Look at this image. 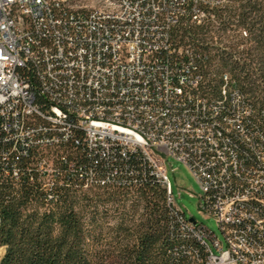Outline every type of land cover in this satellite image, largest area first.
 <instances>
[{
	"label": "built area",
	"instance_id": "1",
	"mask_svg": "<svg viewBox=\"0 0 264 264\" xmlns=\"http://www.w3.org/2000/svg\"><path fill=\"white\" fill-rule=\"evenodd\" d=\"M226 1L126 0L120 14L104 15L102 0H0V178L18 182L36 169L85 189L134 191L144 185L136 171H97L71 147L95 161L138 153L183 230L207 237L211 264H264V106L227 69L212 88L208 54L182 41L196 26L220 31ZM225 147L234 148L230 161ZM167 157L195 176L217 233L177 204ZM231 158L237 179H228Z\"/></svg>",
	"mask_w": 264,
	"mask_h": 264
},
{
	"label": "trees",
	"instance_id": "2",
	"mask_svg": "<svg viewBox=\"0 0 264 264\" xmlns=\"http://www.w3.org/2000/svg\"><path fill=\"white\" fill-rule=\"evenodd\" d=\"M236 3L234 11L225 6L217 12V18L224 22L222 13L231 11L234 15L229 16H237L244 30L248 28L247 35H241L242 48H211L216 36L213 27L208 31L197 26L185 29L182 41L188 37L198 50L208 54L203 63L207 70L210 66L220 72L229 70L254 103L264 106V0H236ZM71 149L72 157L97 171L114 166L127 173L136 171L144 179V185L138 189L140 196L148 211L156 212L155 216L151 214L146 222L132 228L126 227L122 218L111 231L98 233L97 203L131 191L105 185L91 187L103 190L89 194L70 175L57 173L49 178L36 169L26 171L18 182L0 178V264L183 263L191 259L187 252L190 246H198L205 257L203 247L183 230L180 219L161 206L166 204L165 189L152 176L142 155L118 154L109 161H95L80 156L79 146ZM98 245L103 250L96 252Z\"/></svg>",
	"mask_w": 264,
	"mask_h": 264
},
{
	"label": "rangeland",
	"instance_id": "3",
	"mask_svg": "<svg viewBox=\"0 0 264 264\" xmlns=\"http://www.w3.org/2000/svg\"><path fill=\"white\" fill-rule=\"evenodd\" d=\"M226 2V6L229 7V10L232 9L234 11L237 5L236 0H227ZM230 12L231 11H224L222 13L225 16L224 22H221V30L215 33L217 37L210 43L211 48L220 49L226 46L227 48H230V46L242 48L244 46L240 44V41L241 35L246 36L244 33L245 27L239 24L237 16L230 17V14L234 15V12ZM208 73H211L212 88L217 90L220 71H218L215 66H210L208 67ZM214 74L216 76H214ZM167 170L177 204L183 208L188 216H194L197 221L204 223L217 233L218 228L215 219L211 216H207L199 208L198 204L201 187L188 166L173 157H167ZM102 190V188H89L86 191L89 194H93L95 192H101ZM162 205L166 208L165 203H162L161 206ZM151 207L149 206V208ZM96 209H98V233L101 230L104 232H107V230L111 231L122 218H124L126 222V227L132 228L133 225L146 222L152 214V209L148 211L147 203L140 196L138 189L125 195L116 194L109 201H99ZM155 213L152 214V217L155 216ZM162 222L163 220H161V223ZM100 250H103V246L101 247L98 245L96 252Z\"/></svg>",
	"mask_w": 264,
	"mask_h": 264
},
{
	"label": "bare ground",
	"instance_id": "4",
	"mask_svg": "<svg viewBox=\"0 0 264 264\" xmlns=\"http://www.w3.org/2000/svg\"><path fill=\"white\" fill-rule=\"evenodd\" d=\"M94 0H76V2L89 3ZM104 4H101V12L104 15H118L122 12V7H126V0H118V3H114L112 0H102ZM257 144L260 147H264V137H257ZM234 156L233 147H225L223 151V161H230V157ZM238 177V158H231L230 171H228V179H237ZM262 171H253V180H261ZM234 226H242V219H234ZM189 235L194 238L199 246L206 247L207 237L203 233L198 231H189ZM186 246V245H185ZM188 250H191V259L193 261H201V264H211V255H205L200 253L197 246H190Z\"/></svg>",
	"mask_w": 264,
	"mask_h": 264
}]
</instances>
